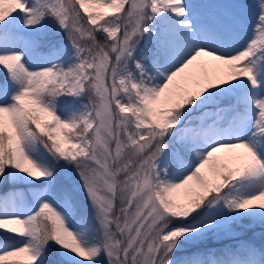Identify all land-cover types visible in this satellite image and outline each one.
I'll return each instance as SVG.
<instances>
[{"label":"snow or ice","instance_id":"6c2138e0","mask_svg":"<svg viewBox=\"0 0 264 264\" xmlns=\"http://www.w3.org/2000/svg\"><path fill=\"white\" fill-rule=\"evenodd\" d=\"M0 264H264V0H0Z\"/></svg>","mask_w":264,"mask_h":264},{"label":"rangeland","instance_id":"374dc122","mask_svg":"<svg viewBox=\"0 0 264 264\" xmlns=\"http://www.w3.org/2000/svg\"><path fill=\"white\" fill-rule=\"evenodd\" d=\"M20 190H23V186H20ZM250 231H252V230H250ZM250 231H245L242 235L237 236L235 239H222L220 241H209L206 245L202 246L199 249V251H207V249H209V248L220 250V249L225 248L226 246H231V245H234V244L241 242V241L254 242L249 237V235H246ZM254 231L256 234L259 232L258 228H256ZM217 256H219V251H217Z\"/></svg>","mask_w":264,"mask_h":264},{"label":"trees","instance_id":"16d2710c","mask_svg":"<svg viewBox=\"0 0 264 264\" xmlns=\"http://www.w3.org/2000/svg\"><path fill=\"white\" fill-rule=\"evenodd\" d=\"M259 232L256 234L255 231H250L246 235H249V237L257 244L261 242V237H260V229L258 228Z\"/></svg>","mask_w":264,"mask_h":264}]
</instances>
